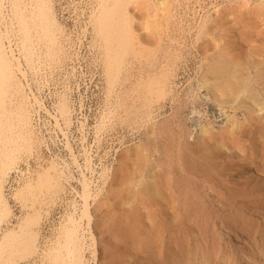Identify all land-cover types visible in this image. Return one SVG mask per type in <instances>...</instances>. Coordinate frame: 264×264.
Listing matches in <instances>:
<instances>
[{
	"label": "bare ground",
	"instance_id": "6f19581e",
	"mask_svg": "<svg viewBox=\"0 0 264 264\" xmlns=\"http://www.w3.org/2000/svg\"><path fill=\"white\" fill-rule=\"evenodd\" d=\"M176 1L93 2L89 17L105 87L99 132L118 123L144 139L122 151L116 166L102 169V189L81 170L75 193L82 202L61 198L70 208L47 232L34 188L48 183L59 193L71 181V164L52 160L22 173L14 198L31 192L35 209L20 219L6 187L21 158L28 160L42 143L34 112L43 102L29 71L38 83L47 69H59L73 39L54 0H0V264H264V0H195L187 19L175 11ZM135 7L144 13L140 22ZM173 26L183 37L190 33L201 57L197 87L192 81L185 96L177 90L179 48L161 47L166 36L177 41ZM202 89L221 112L233 111L218 128L208 110L196 109ZM168 100L173 112L163 117ZM195 112L204 116L198 136L188 127ZM52 116L60 127L70 126L66 93L58 94ZM90 162L86 153L93 171ZM233 231L248 244L235 243Z\"/></svg>",
	"mask_w": 264,
	"mask_h": 264
},
{
	"label": "rangeland",
	"instance_id": "374dc122",
	"mask_svg": "<svg viewBox=\"0 0 264 264\" xmlns=\"http://www.w3.org/2000/svg\"><path fill=\"white\" fill-rule=\"evenodd\" d=\"M54 1L59 20L62 22L66 31L71 34L70 37L73 39L71 44L73 45L68 47L69 57L65 59L67 62L64 61L63 66H60L59 69L57 68V70L54 72L50 71V69H47L49 70L48 75L45 77L41 76L40 78L43 79L38 81V83L36 82L31 71H29L28 78L32 89L43 102V106L38 107L39 111L34 112V123L36 124L39 137L42 139V143L39 147H37L36 153L29 157L28 160H25L24 157L21 158L19 165L22 171L20 170V172L17 171L11 173L12 176L9 178L6 187L7 193H9V200L12 204L14 214H16V216L18 215L17 217L20 219L29 211H31L30 213H33L35 209V206L34 208L31 207L33 203L31 199V197H33L31 192L27 193L26 198L23 200L14 198L13 193L15 188L19 185L21 179L24 176L22 173L25 172L27 168H29V172L26 174V176L30 175V173H36L41 169L43 170L44 168H47L51 165L50 162L52 160L61 163V165H64L63 162L65 161L71 164V181L64 182V189H62V191L59 193H51L53 192L52 189L56 188L49 187L48 183L38 185L34 188V194L37 195L39 200H42V203L39 201L35 203L42 213L43 218L41 219V224L42 227H45L42 229V231L46 230L47 232H51V230L55 231V228H57V226L60 224L59 222L64 221L63 216L66 210L70 208V206L68 207L65 204L67 201L61 202V198H64L66 195L69 201L76 198L79 202H82L79 195L75 193L76 190H81L82 188L80 184V178L82 176L81 170H83V172L87 173L89 176H92V178L96 181L94 187H96V184H100L99 187L102 189L104 182V179H101V172H103L102 169L108 166L111 168H113V165L116 166V163H118V157L122 151H125L128 147L132 146V144L135 145V143H139L142 138L144 139V134L140 135L139 132H133V130L125 128L124 125L121 126L118 123L113 128L104 129L105 132H102L103 130H100L99 132L98 125L100 124V117L102 111L104 110L103 95L105 94L104 75L102 74L103 62L100 63V61H102V54L99 52L100 50L97 45L94 44L95 42H93L94 30L92 23H90L89 17L91 15L90 13L92 12V7L95 6L93 5V2L95 3L96 0ZM194 4L195 0H177L174 4V9L175 11H180V13L182 12L183 18L187 19V14H190V17L193 16L192 13L194 10L192 9H194ZM189 7L192 8L190 9ZM135 9L137 15L136 20L137 22H140L141 15L144 13L141 12L137 7H135ZM13 25L15 24H12L11 27ZM141 25L143 26V24ZM145 25L146 24H144L142 28L144 29V31L142 30L144 34L148 33ZM13 27V31L16 33V26ZM172 28L173 29H171L170 32L173 31L171 33L173 34L172 37H175V40L177 41L174 42L173 39L172 42V39L166 36L161 47L164 44L169 45L170 43L171 45H176V48L180 49H178L180 56L177 58V60H175L174 64L177 63V70L180 72L178 78L181 81H179L177 89L178 93L180 92L179 94L185 96L184 93L186 89L189 88V85L192 81L194 82L193 85L197 87V79L199 78V75L196 74V70L201 63V57L197 55L198 53L193 46L190 33H186V38L183 37V33L176 30V26H173ZM180 33L182 35H180ZM190 43L192 44V47ZM189 45L190 47H188ZM161 51L162 50H160V53ZM260 91L263 92L262 90ZM207 92L208 91L205 89L200 90L199 95L202 99L200 100L201 103L197 104L196 109L200 110L202 114L204 111L208 110V116L211 119V122L216 128H218L226 123L227 115L229 113L233 114V111L231 109L228 111H222V113L216 108L217 105L213 96ZM59 93H66L68 95L72 108V122L68 127H66V125H63V127L62 125L61 127L57 125L55 118L52 116L55 111L56 99ZM192 107L193 106H190V108H188L185 113H190L193 109ZM171 108V101L168 100L165 108L163 109L164 113L162 116H169L173 112ZM201 113L199 114V112H195L193 114L195 115L194 120L188 122L190 131L194 132V134L197 136L201 133V118L204 117ZM238 116L242 121L245 120V115L242 112H239ZM202 124H204V122ZM130 131L133 133H130ZM246 143L249 144L250 142L246 141ZM39 151L42 154L41 157H39L37 154ZM72 152L76 155L77 161H74ZM86 153L91 159L90 164H92L91 166L94 169L93 171L86 168ZM75 162L77 163L75 164ZM78 163H80L81 166ZM80 167H82V169ZM251 173H255L254 175H257V173L254 171H251ZM110 181L111 178L109 182ZM73 187L75 188V191H72V189L74 190ZM101 194L103 195L102 192ZM13 220L14 219H12V223H16L18 221V219H15L14 222ZM232 235L235 243L243 242L244 244L245 242L244 245L248 244L247 242L249 238L246 237L242 239V237L238 236V234L234 231L232 232ZM16 257L19 258L18 255ZM32 258L33 256L28 257L27 259H20L19 261L21 263Z\"/></svg>",
	"mask_w": 264,
	"mask_h": 264
}]
</instances>
